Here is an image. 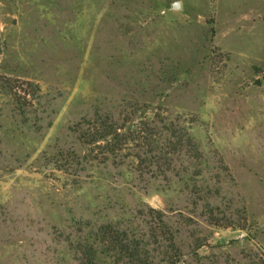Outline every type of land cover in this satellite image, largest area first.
Here are the masks:
<instances>
[{"label": "rangeland", "instance_id": "rangeland-1", "mask_svg": "<svg viewBox=\"0 0 264 264\" xmlns=\"http://www.w3.org/2000/svg\"><path fill=\"white\" fill-rule=\"evenodd\" d=\"M95 114H156L199 158L168 181L103 161ZM147 207L200 264H264V0H0V264H78Z\"/></svg>", "mask_w": 264, "mask_h": 264}, {"label": "trees", "instance_id": "trees-1", "mask_svg": "<svg viewBox=\"0 0 264 264\" xmlns=\"http://www.w3.org/2000/svg\"><path fill=\"white\" fill-rule=\"evenodd\" d=\"M87 128L90 132H81L79 140L87 145L104 144L103 161L114 163L123 157V150H130V157L136 162L135 171L149 179H183L188 174L189 161L199 158L188 131L159 119L156 114L135 125L129 118L120 121L109 115L95 114L93 120L87 122ZM205 208L209 209V205L205 204ZM209 211L211 213V209ZM146 213L151 222L145 232L108 222L91 230L88 238L78 237L72 247L78 264H200L195 251L202 243L185 251L177 243L182 225L168 226L164 214L149 207ZM210 224L215 226L213 222Z\"/></svg>", "mask_w": 264, "mask_h": 264}, {"label": "water", "instance_id": "water-1", "mask_svg": "<svg viewBox=\"0 0 264 264\" xmlns=\"http://www.w3.org/2000/svg\"><path fill=\"white\" fill-rule=\"evenodd\" d=\"M172 8H174V9L177 8V3H173Z\"/></svg>", "mask_w": 264, "mask_h": 264}]
</instances>
